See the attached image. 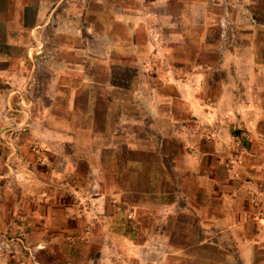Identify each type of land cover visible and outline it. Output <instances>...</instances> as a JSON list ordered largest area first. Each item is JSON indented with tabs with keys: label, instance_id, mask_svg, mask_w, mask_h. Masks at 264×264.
Returning a JSON list of instances; mask_svg holds the SVG:
<instances>
[{
	"label": "rangeland",
	"instance_id": "obj_1",
	"mask_svg": "<svg viewBox=\"0 0 264 264\" xmlns=\"http://www.w3.org/2000/svg\"><path fill=\"white\" fill-rule=\"evenodd\" d=\"M31 2L0 264H264V0Z\"/></svg>",
	"mask_w": 264,
	"mask_h": 264
},
{
	"label": "crops",
	"instance_id": "obj_2",
	"mask_svg": "<svg viewBox=\"0 0 264 264\" xmlns=\"http://www.w3.org/2000/svg\"><path fill=\"white\" fill-rule=\"evenodd\" d=\"M45 0H38V7L37 10L40 9L41 4H44ZM157 2L161 3H167L168 0H157ZM31 0H0V25H4V31L6 34V39L4 41V44L6 45H15V46H23V53L26 54L27 52V43L25 42L26 39L25 37H34V31H35V24H36V18L34 20V23L32 25V28H27L26 25V17L27 13L31 10L32 4ZM44 7V6H42ZM41 10V9H40ZM40 12V11H39ZM39 16L41 14H39ZM16 22V32L12 30L14 28V24H11L12 22ZM12 30V32H11ZM13 35H12V34ZM25 35V37H23ZM12 37L16 38V40L12 41ZM32 39V38H31ZM2 42V39L0 37V44ZM15 44H12L14 43ZM4 53L0 50V78H14L18 76H22V71L21 74H19L21 67L20 64L17 66H11L9 67H3L2 66V58ZM7 56V55H6ZM21 60V59H20ZM23 70V69H21ZM17 77V78H18ZM23 78V77H22Z\"/></svg>",
	"mask_w": 264,
	"mask_h": 264
}]
</instances>
